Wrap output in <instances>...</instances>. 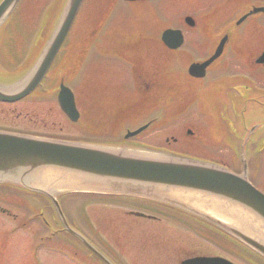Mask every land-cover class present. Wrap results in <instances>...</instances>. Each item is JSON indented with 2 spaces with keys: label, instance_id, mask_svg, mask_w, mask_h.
Returning <instances> with one entry per match:
<instances>
[{
  "label": "rangeland",
  "instance_id": "rangeland-1",
  "mask_svg": "<svg viewBox=\"0 0 264 264\" xmlns=\"http://www.w3.org/2000/svg\"><path fill=\"white\" fill-rule=\"evenodd\" d=\"M108 1L86 0L81 21L80 19L78 21L81 23L78 32H81L76 33L77 35L90 32L103 15V9L107 10L108 13L110 5L105 6ZM55 2L56 0H24L19 14V16L23 14L20 24L24 27H30L29 30L35 32L41 20V14H46ZM132 15V8H124L120 4L110 15L109 22L106 23L105 27L110 29L119 28L118 26H122V21L125 18H131ZM16 17H18L17 14H15ZM129 21L125 24V27L132 28L133 23ZM49 25V22L45 24L46 27ZM118 34L121 35L119 31L112 30L103 39L100 36L99 42L94 40L92 42L94 47L92 48L100 52H94L92 61L88 62L87 69L84 67L79 78L75 79L76 77L73 78L70 75L67 78V83L72 84L80 95H78L81 98L80 108L83 109L82 111L86 115L82 127L87 135L81 134L64 122L57 110L55 101L46 100L33 101L35 103H20L11 107L0 106V129L45 138L71 137L78 140L94 137L96 141H101L103 137L109 134L103 130V126L115 122L117 123L115 129L120 130L129 119L136 117L148 104H152L154 99V105H156L159 98H163V90L160 89L156 93V98L151 95L146 99H142L136 92L135 74L143 76L148 82H151L152 79L157 77L155 71L156 58L162 57L163 53L150 49H130L133 42L122 40ZM7 37L8 41L4 49H9V46L13 43V39L9 34H7ZM73 38L75 39L77 36H73ZM111 39L115 43L121 41L122 43L115 46L105 45L104 49L116 51L118 56L122 58V63L103 58V42L106 43L107 40L110 42ZM73 43L70 39L68 45L72 46ZM138 45L140 46V44ZM60 65L61 59L44 82L43 89H45L40 93L43 98H51V93L48 91L58 87L61 81ZM5 67H2V69L4 70ZM7 67L13 68L10 65ZM69 73L70 70L66 69L61 76H67ZM174 78L181 80V74H176ZM78 79L80 80L76 82ZM39 92L37 91L36 94H39ZM182 106H184V99L180 97L179 101L174 102L171 106L166 109L162 108L159 114L167 116L168 113L179 110ZM161 107H163V102ZM195 108L202 112L201 102ZM27 117L29 120L31 119L30 123L25 122L24 119ZM189 118L190 114L184 118L179 117L172 120L169 129H174V126L180 129V124L185 125ZM143 121L144 119L136 125L128 127L136 129ZM167 121L162 117L158 121V125L147 131L141 137V140L160 148L168 147L170 150L182 154L184 150L181 146L185 144L178 143L175 145L172 143L173 141L169 143L167 140H171L172 136H177L182 141L184 140L183 135L181 136L180 133L172 130H164L163 126ZM196 123L200 124L199 129H201L202 120L196 119ZM202 147L203 149L200 147V150L194 147L192 151H187L188 149L185 151L191 153L192 156L211 160L212 162H215L214 159H218V157L219 159L223 158L220 154L221 150L212 148L209 145L206 146L207 148ZM258 166L260 172H257L254 182L264 189V162L261 166ZM13 192L9 191L8 193V191L0 189V208L9 209L8 211L12 212L9 217L0 214V264H78V259L81 263L95 264L94 260L92 262L78 250L80 246L70 236H62L58 233L56 236L47 239L46 234L49 235V232L43 228V220H38L39 218L33 216L27 208L28 204L34 211L50 215L51 210L45 201L31 195L15 197L16 195H13ZM64 204L67 207L70 221L73 219L75 225L82 228L85 234L92 237L93 241L101 247L111 248L108 251L111 250L112 255H123V259L127 262L125 264H179L186 257H218L222 254L217 246L208 244L205 239L200 238L201 234L198 231L179 222L176 223L175 220L160 217L167 222L160 225L122 214V211L124 213L135 211L148 215L155 214L151 211L148 213L142 210L144 207L140 204L125 207L123 203H107L103 202V199L91 200L86 197L71 199L69 203L66 200ZM203 228L201 230L214 238L215 241L220 242L221 245H227L226 240L215 231L207 227ZM41 234H45L46 239H40ZM70 238L73 243L69 241ZM64 252H68L72 256Z\"/></svg>",
  "mask_w": 264,
  "mask_h": 264
},
{
  "label": "water",
  "instance_id": "water-1",
  "mask_svg": "<svg viewBox=\"0 0 264 264\" xmlns=\"http://www.w3.org/2000/svg\"><path fill=\"white\" fill-rule=\"evenodd\" d=\"M83 0H70L62 24L45 56L24 88L13 95L0 92V98L16 101L28 96L41 83L51 67ZM19 0H4L0 5V25L13 12ZM66 90L63 91L64 97ZM63 108L73 114L70 100ZM99 148L50 142L40 139L0 133V182L18 184L30 189L48 182H67L73 191L110 188L125 191H155L168 188L188 189L227 200L264 223V196L246 179L219 169L194 165L185 161H170ZM54 205L62 216L57 199ZM247 244L264 255V245L233 230Z\"/></svg>",
  "mask_w": 264,
  "mask_h": 264
},
{
  "label": "bare ground",
  "instance_id": "bare-ground-1",
  "mask_svg": "<svg viewBox=\"0 0 264 264\" xmlns=\"http://www.w3.org/2000/svg\"><path fill=\"white\" fill-rule=\"evenodd\" d=\"M10 37L18 43L20 49L24 51L28 50V46L26 43L31 40V36L29 34L27 35L26 33H23L22 31L16 29L14 31H11ZM192 50L195 52L194 48H192ZM6 58L9 61H15L19 63L20 61L24 60L25 57L21 52H18V53L7 54ZM162 66L163 65L160 63L157 64V66H155V71L157 72L161 70ZM17 104L18 103H16L15 105ZM190 129L194 130V134L191 137V142L193 144L201 143L206 146L208 143L217 140L221 143L223 149L227 150L231 154H236L237 157L243 162L250 161L253 159L255 160L256 163L264 161V159L260 158L259 156V154L262 152L263 149L260 144L261 142L258 139L259 135L263 133L262 130H264V115L262 113L260 115V114H254L251 112H246L245 114L239 117L237 122H235L232 125L231 127L232 131L229 135H225L223 133L218 134L216 131L217 126L215 122L205 121V123H202V128L199 131H196V128L194 126H191ZM115 136L119 137L120 133L116 131ZM243 136L248 138V142H245L242 140ZM237 142H240V143L237 144ZM115 143L116 144L114 146H111L112 148L122 153L124 156L131 157L128 154V151L125 145L122 144L121 140H116ZM190 147H193V146H190ZM195 148H200V147H195ZM161 154L165 156L166 158L171 159L170 161H172L173 159L172 154H166L162 151H161ZM144 155L146 157H154V154H151V153H146ZM200 160L206 162V159L204 158H200ZM192 164L197 165L196 162H192ZM201 166L207 167L206 163H202V162H201ZM241 166L243 167V164H241ZM220 171L234 175L232 172L229 171L228 168L220 170ZM235 176H238V175H235ZM131 190H133V188ZM171 191H172L171 195H175L177 197L176 199H178L177 200L178 204H182L184 206L185 205L189 206L190 204L191 205L190 207L192 209L196 211H200L204 214L207 212L214 213L215 215L210 214V216L213 219L220 220L226 227L228 228L231 227L233 233H234L233 230L236 229L237 227L238 228L243 227L242 229L247 230L246 228L248 227V224L251 225V221L257 220V222L259 221V223L262 224L263 230L257 233L256 236L258 238L264 237V223H262L260 220L256 219L254 215L247 213L240 207H234V205L231 204L230 202H227V200H224V199H221L216 196L209 195V194H203V193L201 194V193L192 192L184 188H180V189L173 188V190ZM168 195L170 194H166V196ZM166 196L165 198H163V196L160 195L161 199H166ZM130 199H131V196L126 195L124 199V201H127L125 202V207H128V202L130 201ZM230 215H232L234 218L237 216L240 218L238 221L232 222L228 219ZM56 221L62 224H67L68 222L65 218H59ZM148 222H153V223L161 225L160 222H154V221H148ZM65 233L66 235L71 236L72 239H73L72 236H74L80 244L84 241L83 239H80V237L78 238V234L76 232H70L68 231V229H65ZM234 236H236L235 233H234ZM215 242H216V246L219 248V250L222 253L221 255L224 258L232 260V261L235 260L234 263H237V264L242 262L237 257L232 255L230 252L225 250L220 242L218 241H215ZM248 248L251 252L255 254L261 253V252H258V250L251 245H249ZM103 251L107 252L106 248L103 247ZM103 264H107V263L103 262ZM202 264H205V263H202ZM222 264H227V263L223 261Z\"/></svg>",
  "mask_w": 264,
  "mask_h": 264
},
{
  "label": "flooded vegetation",
  "instance_id": "flooded-vegetation-1",
  "mask_svg": "<svg viewBox=\"0 0 264 264\" xmlns=\"http://www.w3.org/2000/svg\"><path fill=\"white\" fill-rule=\"evenodd\" d=\"M203 3H198V6L187 8L188 13L196 14L197 12L204 16L213 10V24L209 28L197 27L182 29L184 35L185 46L196 53L204 56L210 50L217 47L220 42L227 36V43L230 46L229 52L238 54H230L227 58V63L231 69L245 67L247 62L244 58V52H264V19L254 22H245L242 11L244 4L251 3L255 0H202ZM264 3V0H256ZM168 0H163L162 4H166ZM190 13V14H191ZM240 14V15H239ZM239 15V16H238ZM238 16V17H237ZM223 18L224 21H220ZM199 24V23H198ZM234 26V27H233ZM235 26L237 28H235ZM233 27V29H229ZM228 31L229 33H224ZM235 32H238L237 34ZM156 34V31L153 32ZM220 37V38H219ZM227 45V44H226ZM193 51V50H192ZM238 57V59H237ZM257 80V79H254Z\"/></svg>",
  "mask_w": 264,
  "mask_h": 264
}]
</instances>
